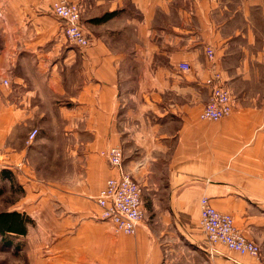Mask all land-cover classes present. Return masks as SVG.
Wrapping results in <instances>:
<instances>
[{
    "label": "crops",
    "instance_id": "1",
    "mask_svg": "<svg viewBox=\"0 0 264 264\" xmlns=\"http://www.w3.org/2000/svg\"><path fill=\"white\" fill-rule=\"evenodd\" d=\"M55 1L0 0V181L23 189L0 211L51 234L52 264H264V0H72L85 49ZM214 72L233 98L217 121L200 118ZM113 146L143 190L134 236L96 203ZM204 197L260 257L211 253Z\"/></svg>",
    "mask_w": 264,
    "mask_h": 264
},
{
    "label": "built area",
    "instance_id": "2",
    "mask_svg": "<svg viewBox=\"0 0 264 264\" xmlns=\"http://www.w3.org/2000/svg\"><path fill=\"white\" fill-rule=\"evenodd\" d=\"M51 11L64 22V33L67 40L82 49L91 46L81 23V8L72 0H56ZM209 60L214 59V50L206 49ZM179 68L190 70V65L181 63ZM211 83L209 102L203 108L200 118L217 121L229 116L233 110V98L229 88L221 82L219 73L214 72ZM8 82L5 81V84ZM38 135V130L29 134V141ZM108 159L109 165L119 171V174L110 177L105 187L96 197V203L101 211V218L108 221L117 234L136 235L143 220L144 213L141 207L142 187L128 173L121 170L124 154L120 146H113L102 152ZM200 224L209 243L211 253H219L218 246L223 245L229 250L253 258L260 257L261 250L257 243L248 239L235 227L234 218L230 214L218 211L209 198H202Z\"/></svg>",
    "mask_w": 264,
    "mask_h": 264
},
{
    "label": "rangeland",
    "instance_id": "3",
    "mask_svg": "<svg viewBox=\"0 0 264 264\" xmlns=\"http://www.w3.org/2000/svg\"><path fill=\"white\" fill-rule=\"evenodd\" d=\"M22 193L19 185L0 181V210L11 206ZM45 235L34 224L26 236L12 237L10 243L0 237V264H52L51 234Z\"/></svg>",
    "mask_w": 264,
    "mask_h": 264
},
{
    "label": "trees",
    "instance_id": "4",
    "mask_svg": "<svg viewBox=\"0 0 264 264\" xmlns=\"http://www.w3.org/2000/svg\"><path fill=\"white\" fill-rule=\"evenodd\" d=\"M1 176L9 177L7 170L1 171ZM33 219L19 211H0V237L5 243H10L12 237L26 236Z\"/></svg>",
    "mask_w": 264,
    "mask_h": 264
},
{
    "label": "bare ground",
    "instance_id": "5",
    "mask_svg": "<svg viewBox=\"0 0 264 264\" xmlns=\"http://www.w3.org/2000/svg\"><path fill=\"white\" fill-rule=\"evenodd\" d=\"M137 232H138V230H137ZM122 234V233H121ZM124 235H126V234H124ZM128 236H134V235H128ZM221 246H223V245H221ZM225 247V246H224Z\"/></svg>",
    "mask_w": 264,
    "mask_h": 264
}]
</instances>
